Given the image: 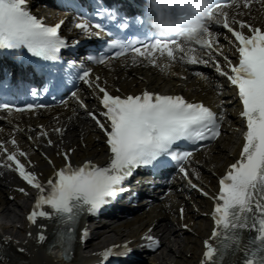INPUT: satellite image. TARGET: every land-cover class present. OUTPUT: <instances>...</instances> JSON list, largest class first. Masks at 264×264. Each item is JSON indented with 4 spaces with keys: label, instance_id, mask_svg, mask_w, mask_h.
<instances>
[{
    "label": "snow or ice",
    "instance_id": "obj_1",
    "mask_svg": "<svg viewBox=\"0 0 264 264\" xmlns=\"http://www.w3.org/2000/svg\"><path fill=\"white\" fill-rule=\"evenodd\" d=\"M230 2L237 7L242 4L243 8L247 9L253 0ZM91 3L92 11L84 12L81 22H77L75 27L89 38L99 37L100 32L106 31V25L93 22V17L99 21L112 22L118 31L125 33L124 37L116 35L107 42L108 49L114 50L113 57L131 52L135 54L132 57L133 64L139 56L148 59L157 67L160 65L157 64L154 53H158L160 57L166 56L169 61L179 58L190 65L199 63L207 66L211 63L215 71L226 77L238 90L242 103L240 116L246 122L244 142L239 159L229 165L225 175L219 180V193L212 197L215 201L212 212L214 227L210 237L204 241L205 251L201 264H225L226 259L234 257L238 252L243 253L241 264H264V29L246 21L236 20L235 17L229 18L228 13L221 10V4L228 3V0H210L207 18L198 35L194 37L192 33L198 31L196 28L184 30L188 33V38L173 36L161 39L151 32H145L143 38L132 37L128 35L129 31H139L137 26H146L145 3L140 12L131 16L117 7L107 6L104 0H91ZM220 16H223V20L219 19ZM210 22L222 25L234 38L238 62L233 63L219 47L213 48L218 41L209 31ZM63 23L64 21H60L52 26L46 24L44 18L32 14L28 0H0V50L14 54L15 62L20 65L24 63L25 53L45 62H57L60 60L62 49L69 47L68 42L59 33ZM234 24H239V30L232 26ZM108 35L113 36V33L108 31ZM180 38L194 41L208 49V59L193 55L191 48L185 52ZM179 53L185 54L180 56ZM221 56L223 65L219 61ZM86 58L99 64H104L109 59L103 54L88 55ZM67 63L69 68L83 69V65H78L75 61ZM77 78L102 93V96L97 98L104 111L99 114L88 111L87 105L77 92H72L71 96L105 132L112 154L107 166L101 167L88 161L74 168L70 163L69 153H64V167L56 170L54 177L43 184L37 174L29 171L26 164L21 162L20 157L26 159L27 153L19 150L15 139L10 141L16 148V151L12 152L0 142V156H3V159H0V168L16 171L29 186L38 191L33 209L27 216L28 221L31 224H36L38 218L57 221L59 227L49 251L52 247L59 246L66 260L70 258L75 228L83 214H99L105 206L128 192L125 182L141 167L163 165L164 158L188 163L193 152L180 151L181 142L196 144L219 138L224 120L223 110L217 113L202 102H189L182 96L162 95L147 90L140 95L114 96L98 83V76L92 78L90 69L81 71ZM47 90L45 85L44 91ZM30 92L32 96L39 95L36 87H32ZM38 107L44 105L26 106L29 111ZM11 108L7 103H0V109ZM100 116L105 118L109 127H105V122L99 119ZM55 131L60 132L61 129ZM40 135L46 136L47 133L41 132ZM48 143L51 145L52 141L49 140ZM49 163L52 161L49 160ZM28 165H31V161H28ZM179 171L185 177L188 176L185 167L181 166ZM189 184L192 188H197L191 181ZM18 191L27 195L24 188ZM199 191L205 196L208 195L202 189ZM183 212L181 209V218ZM245 232L254 233L246 243ZM87 236L88 231L85 228L81 233V241ZM9 239L10 237L5 238V241ZM46 239V235L41 232L38 241L43 243ZM144 239L153 245L159 244L150 235ZM132 251L127 244L114 245L102 251L100 255L105 264L110 259L112 264H121V260L127 259Z\"/></svg>",
    "mask_w": 264,
    "mask_h": 264
},
{
    "label": "bare ground",
    "instance_id": "obj_2",
    "mask_svg": "<svg viewBox=\"0 0 264 264\" xmlns=\"http://www.w3.org/2000/svg\"><path fill=\"white\" fill-rule=\"evenodd\" d=\"M182 61L180 60V63ZM182 66V65H181ZM183 74L186 75V80L180 79L177 77L179 75V72L171 71L170 74H167L166 71L157 70L154 68H147L146 66H138V67H118L116 69L111 70L113 78L114 76H117V84L121 86L122 88L128 89L132 83H135L137 85L140 84H147L151 85L152 87H161L164 85H168L169 83L175 84V83H186L187 87L193 86L195 89L201 88L202 91L198 95L201 97H205L208 93H215L217 88L214 87V85L211 82H204L200 80L198 77L194 76L191 72V70H188L187 67L182 66L181 70ZM107 71L104 72V74L107 75ZM143 77L142 80H139L138 83V77ZM222 93V92H220ZM63 117V116H62ZM65 118V117H63ZM60 119V117H59ZM74 120L73 118H68L66 123L68 126H71L73 124L74 126ZM84 141L87 143V148L82 150L76 151V155L80 156L81 158H84L86 156H93L94 153H96L97 156L101 155V151H98L100 148V144L98 141L93 140L91 136L89 137L86 134H83ZM72 144H75V141L72 140ZM225 145H220L214 149L215 153L209 157V162L207 166H210L213 163H218L219 160L229 161V158H227V152L224 151ZM215 164V165H216ZM3 187L0 186V207L7 205L9 202H7L2 197ZM17 217V216H16ZM157 216H148V220L151 223ZM193 217V215H192ZM169 216H164L163 219H156V227H159L160 224L166 223ZM196 232L202 233L204 230V227H209V224L206 222L204 218H196ZM174 233L177 237L179 236L178 233H180V230H178L175 226H173ZM116 236H120L123 233H116ZM124 236V235H123ZM189 242V245H184L183 252H181V256L179 257V261H181V264H191L194 262V258L199 252V246L196 242V239L191 238L187 239ZM29 242V239L27 240V243ZM27 251L23 256H20V260H16L14 263L11 264H58L55 260V257L52 255H47L45 253V249L41 246H35L33 244L28 243ZM181 251V250H179ZM190 253L189 256L187 254ZM87 258H84L80 253L76 254L71 264H83V262Z\"/></svg>",
    "mask_w": 264,
    "mask_h": 264
},
{
    "label": "clouds",
    "instance_id": "obj_3",
    "mask_svg": "<svg viewBox=\"0 0 264 264\" xmlns=\"http://www.w3.org/2000/svg\"><path fill=\"white\" fill-rule=\"evenodd\" d=\"M191 8L198 14L197 18L187 25L189 29L196 28L198 31L192 33V36L198 35L199 30L203 27V22L207 18V11L210 6V0H186ZM185 38H188L187 35Z\"/></svg>",
    "mask_w": 264,
    "mask_h": 264
},
{
    "label": "rangeland",
    "instance_id": "obj_4",
    "mask_svg": "<svg viewBox=\"0 0 264 264\" xmlns=\"http://www.w3.org/2000/svg\"><path fill=\"white\" fill-rule=\"evenodd\" d=\"M5 221L9 222V218L8 219H5Z\"/></svg>",
    "mask_w": 264,
    "mask_h": 264
}]
</instances>
